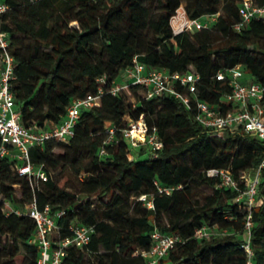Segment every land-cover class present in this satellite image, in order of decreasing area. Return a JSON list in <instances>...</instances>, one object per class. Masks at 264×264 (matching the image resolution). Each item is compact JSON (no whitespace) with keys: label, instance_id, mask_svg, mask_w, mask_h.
<instances>
[{"label":"trees","instance_id":"obj_1","mask_svg":"<svg viewBox=\"0 0 264 264\" xmlns=\"http://www.w3.org/2000/svg\"><path fill=\"white\" fill-rule=\"evenodd\" d=\"M240 2L0 0L7 6L1 28L16 62L12 91L24 126L39 131L61 124L72 101L97 94L98 79L106 76L99 103L82 111L68 142L50 139L31 150L33 163L45 165L46 182L20 176L0 157V264H18L19 257L23 264H37L40 252L31 242L36 223L24 211L15 212L33 201L40 209L49 205L52 213L62 212L54 239L71 237L75 224L93 229L90 242L69 246L61 264H147L141 252L150 250L155 230L180 237L157 264H248L241 244L249 210L236 202L238 190L219 187L220 178L208 175L211 169L229 170L241 190L260 169L251 247L252 264H264V141L238 128L213 132L195 118L196 100L222 113L237 109L225 102L231 86L217 79L220 71L240 66L247 76L243 82L264 86V20L254 18L235 30ZM220 5L223 14L212 27L174 35L172 19L181 7L187 17L201 20L220 13ZM135 58L148 69L199 75L193 107L166 94L146 98L140 85L113 95L110 87ZM127 116H143L163 148L141 146L130 159L122 134ZM110 128L115 140L107 144ZM60 168L86 177L78 194L52 177L50 169ZM202 186L212 194L201 201ZM141 195L153 208L139 200ZM203 227L210 237L196 236Z\"/></svg>","mask_w":264,"mask_h":264},{"label":"built area","instance_id":"obj_2","mask_svg":"<svg viewBox=\"0 0 264 264\" xmlns=\"http://www.w3.org/2000/svg\"><path fill=\"white\" fill-rule=\"evenodd\" d=\"M6 10L7 6L0 4V16ZM239 12L241 20L235 25L237 31H241L254 18L264 20V5L259 6L253 0H241ZM206 27L200 19L187 17L185 11L182 17H179L177 13L172 19L174 35L194 33ZM0 48L2 49L0 56V157L9 159L12 163V169L20 176L28 177L34 182H46L49 176L45 165L33 163L31 150L43 147L46 141L50 139L68 142L74 135V127L82 111L99 103L101 94L105 91L103 84L106 82V76L98 79L100 87L97 94H89L84 98H77L72 101L61 124L38 131L24 126L21 122V111L12 91L13 82L16 79V62L10 51L8 34L1 28V19ZM216 77L231 86V92L225 96V102H232L237 105V109L222 113L209 103L196 100V120L203 127L213 132L238 128L244 134L257 136L264 141V86L254 80L243 82L247 76L240 66H236L229 72L220 71ZM198 80L199 75L197 74H169L163 70L148 69L135 58L133 65L123 73L120 82L114 83L109 91L113 95H118L122 91H126L130 84L140 85L146 98L166 94L175 97L188 108H192L193 99L197 97L198 93ZM126 119L127 126L122 130V134L129 143L130 159L134 157L130 144L135 149L141 146H150L155 152L163 148V142L160 140L156 128L150 131L143 116L138 120H133L129 116ZM107 125L110 126V123ZM108 132L110 136L106 141L107 144L115 140L114 129L110 128ZM104 153L105 150H102L101 154ZM156 154L155 156H157ZM263 166L264 158L261 167ZM208 175L220 178L219 187L238 190L239 194L236 197V202L244 203L249 210L245 220L241 247L248 255V264H252L254 255L251 247L252 230L254 228L252 207L257 202L260 169L253 178L248 180L245 190L240 189L238 181L227 169H211L208 171ZM165 190L169 192L168 189ZM0 198H2L1 194ZM139 200L145 202L148 208H153V202L148 199L147 195H141ZM4 210L6 211V209ZM21 211L29 214L36 223V232L31 242L37 245L40 252L37 264H61L69 246L83 247L91 240L93 229L80 224L71 227V237L54 239L59 229L57 218L62 215V212L52 213L49 205L40 209L36 201H33L26 204L24 210H15L17 214H20ZM196 236L198 238H208L211 236V230L208 227H203L196 231ZM151 237L152 246L150 250L141 252L146 258L147 264H157L180 241L178 235L163 233L159 230H155Z\"/></svg>","mask_w":264,"mask_h":264},{"label":"rangeland","instance_id":"obj_3","mask_svg":"<svg viewBox=\"0 0 264 264\" xmlns=\"http://www.w3.org/2000/svg\"><path fill=\"white\" fill-rule=\"evenodd\" d=\"M153 7H155V4L153 5ZM220 9V13L214 14V15H208L204 18L201 19V22L207 26V27H212L219 19V16L221 14H223L222 11V5L219 6ZM152 14H154V11L152 12ZM184 14V6L181 7L178 11V15L179 17H182V15ZM141 94H143V91H141ZM130 100L135 103V99L134 98H130ZM130 149L132 151V153H134V151L136 150L135 148L132 147V145L130 144ZM56 154H62L64 151L62 149H55ZM146 157H148L146 155ZM50 172L52 174V177L55 180H63L65 187L68 191L73 192L78 194L81 188V184L83 182V180L86 178L84 176H73L67 169H58V170H54V169H50ZM66 176H68V178H66ZM38 184V183H36ZM16 194L18 197L21 196V192L19 190L16 191ZM212 194V189L209 187H205L202 186L198 189L197 192V198H199L201 201L203 200L204 196L206 195H210ZM212 233H214V230H212ZM216 233V232H215ZM16 262L18 264H23L24 259L23 257H19Z\"/></svg>","mask_w":264,"mask_h":264}]
</instances>
